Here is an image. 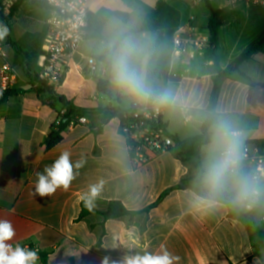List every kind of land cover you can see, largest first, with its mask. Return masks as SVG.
<instances>
[{
	"label": "crops",
	"instance_id": "1",
	"mask_svg": "<svg viewBox=\"0 0 264 264\" xmlns=\"http://www.w3.org/2000/svg\"><path fill=\"white\" fill-rule=\"evenodd\" d=\"M165 1L181 13L178 28L191 19L196 26L194 41L185 44L179 52L173 42L178 28L165 31L167 55L157 80V97L162 94L168 97L163 103L158 100L164 110L163 120L173 138L184 140L201 132L208 115L213 76L226 69L264 33V7L247 0H227L226 4L219 1L220 6L216 7L211 0L222 22L219 48L213 55L209 50L208 15L203 10L202 0ZM157 2L88 0L92 12L103 7L119 10L130 16L129 21L124 22L126 25L132 22L133 16L138 17V22L134 28L118 32L117 41L113 42L107 31L120 20L113 17L103 29L105 40H84L75 64L57 86V91L85 108L117 106L118 102L121 109L127 110L134 101H151V95L136 98L118 88L111 68H107L102 57L108 56L111 61L116 49L131 46V63L148 83L149 62L158 56L157 33L141 32L140 28ZM18 22L17 13L10 26V39L17 43L14 25ZM46 32L47 25L44 48L34 55L32 62L39 73L44 67L48 44ZM124 34L127 36L120 39ZM7 44L8 37L0 41V63L7 59L15 64V51L10 49L7 56L5 49L10 45ZM89 58L97 62L95 72L89 68ZM240 69L257 85L251 86L238 74L221 82L216 108L218 122L211 128V142L201 151L203 183L211 189L205 174L210 159L216 154L214 138L221 126H226L230 132H240L234 139L240 163L244 162L247 146L257 145L264 153V51L243 62ZM108 74L113 84L111 98L99 94L97 89L99 79L107 80ZM29 87L28 79L20 76L16 88ZM127 96L132 97L131 105L122 108V98ZM16 106L13 97L0 104V219L11 221L16 233L8 243L38 247L47 255L49 264H103L106 257L108 264H124L126 256L162 250L179 257L175 264H263L255 254L247 225L231 218L227 205L200 196L192 186L171 191L148 214L138 215L133 220H107L104 235L102 216L93 214L77 221L84 193L92 186L97 192L94 196L89 194L88 199L96 209L105 210L110 201L119 200L130 210H140L156 202L163 192L179 184L184 177L195 175L197 169L192 162L181 161L172 151L135 167L117 117L105 124L98 134L91 129L97 117H87V124L69 129L59 145L46 151L44 145L51 126L57 122V113L34 93L22 97L19 113L11 111ZM64 151L71 154L73 162L81 164L76 179L67 191L58 189L43 198L34 195L36 173L50 166ZM237 187V173L231 171L219 189L230 193ZM15 191L19 196L13 203ZM263 193L264 173H261L247 196L250 208L244 203V210L252 211ZM257 223L264 229V206L257 213Z\"/></svg>",
	"mask_w": 264,
	"mask_h": 264
},
{
	"label": "trees",
	"instance_id": "2",
	"mask_svg": "<svg viewBox=\"0 0 264 264\" xmlns=\"http://www.w3.org/2000/svg\"><path fill=\"white\" fill-rule=\"evenodd\" d=\"M202 2L203 10L208 15L207 31L210 36L209 50L211 54L214 55L219 48V33L222 26L220 12L213 7L211 0H202ZM27 3L34 5L39 11V16L47 20L50 15V9L45 0H17L10 14L7 16L3 14V7L0 1V21L5 23L8 27V42L17 54V64L15 65L19 71V76L26 77L30 86L29 89L14 87L0 99V104L6 102L9 97H13L15 98L17 106L11 108V111L13 110L14 112L16 111L19 113L21 111L22 97L28 93H34L44 105L52 108L57 113L58 119L57 122L51 126L48 140L44 145L46 151H50L64 140L71 124L78 123L81 117L96 116L97 121L91 124V129L98 134L103 130V126L111 119L116 117L122 118L123 112L126 110L121 109L119 106L112 105L98 108H85L78 106L73 100L59 93L56 87L50 85L46 79L41 78L39 72H37L32 66L34 55L36 54H33L27 48L17 42L11 41L10 39L11 21ZM113 17H116L123 22H128L130 19L127 12L111 10L105 7L99 9L97 12L90 11L87 18L85 40H105L103 29L107 22ZM194 23L195 22L192 21V24L196 27ZM180 24V11L175 9L165 0H158L155 9L145 17L141 25V32L157 33L155 47L158 56L155 60H150L147 73V81L150 84L152 99H155L159 95L157 80L167 55V38L165 36V31L176 29ZM125 36H127V34L122 35L120 39ZM260 51H264V33L226 69L213 76V88L209 98L208 115L201 127V132L184 140L174 138V145L172 146L171 151L181 161L185 163L192 162L197 169L195 175L184 177L179 184L163 192L156 202L140 210H130L119 200H112L108 203L105 210H98L94 207L91 200L88 199L89 202L86 205L83 199L81 202V213L77 221L93 214L102 216L103 223L101 225L104 235L105 222L107 220L119 218L133 220L138 215L148 214L153 208L157 207L171 191L184 190L192 186L200 196L227 205L229 208V216L231 218H237L247 225L250 234V241L255 250V254L264 264V229L257 223V213L264 206V193L259 196L258 202L252 211L247 212L243 207L245 203L243 199L251 192L254 182L253 172L249 168L248 163L245 161L239 163L238 168L236 169L238 187L234 192L230 193L221 189H211L206 187L203 183L204 169L201 165L202 148L211 142V128L218 122L216 108L221 91V82L224 79L231 78L234 74H238L248 84L256 86L257 83L250 76L242 72L240 66L243 62L252 58L253 55ZM102 58V60L106 62L107 68L110 69L111 61L109 60V57ZM112 87L113 84L110 80L99 79L97 83L98 92L103 96L112 94ZM16 148L17 145H15V154ZM18 196V192L15 191L12 201L13 203L16 202ZM39 264H49L46 254H40Z\"/></svg>",
	"mask_w": 264,
	"mask_h": 264
},
{
	"label": "built area",
	"instance_id": "3",
	"mask_svg": "<svg viewBox=\"0 0 264 264\" xmlns=\"http://www.w3.org/2000/svg\"><path fill=\"white\" fill-rule=\"evenodd\" d=\"M3 7V14L9 15L17 0H0ZM50 15L46 20L47 25V47L44 54V67L39 73L41 78L46 79L48 83L57 88L64 80L65 75L75 64V57L85 40L87 18L90 12L88 0H45ZM264 7V0H247ZM0 26L7 25L0 21ZM8 29V27H7ZM196 28L191 22L181 26L176 30L174 46L177 51L190 42L194 41L193 34ZM6 57L4 52H1ZM88 65L92 72L97 70V62L94 58L88 59ZM20 76L16 65L5 59L0 63V99L17 86ZM158 97L151 101L142 103L134 101L129 109L123 112L120 120L119 130L125 137L135 167H141L149 163L152 159L171 151L174 145V138L169 133L167 125L163 120V107L158 102ZM87 117H81L78 123H72L70 128L79 124H87ZM235 133V138L239 137L240 132ZM244 161L248 163L253 172V181L264 173V153L257 145L247 146L244 150ZM239 159L236 157V163L233 172L239 165ZM245 207L250 208L247 197L243 199ZM38 251V247L23 245Z\"/></svg>",
	"mask_w": 264,
	"mask_h": 264
},
{
	"label": "clouds",
	"instance_id": "4",
	"mask_svg": "<svg viewBox=\"0 0 264 264\" xmlns=\"http://www.w3.org/2000/svg\"><path fill=\"white\" fill-rule=\"evenodd\" d=\"M7 27L0 26V41L8 37ZM133 49L129 45H123L112 53L111 75L115 85L136 98H147L151 90L147 87L143 76L131 63ZM161 103L166 102L167 94H162L157 98ZM226 126H221L214 138L215 155L210 159L205 174L206 183L213 189L223 186L228 174L233 170L236 163V148L234 136ZM81 167L79 162H73L68 151L62 152L57 159L50 165L45 166L42 172L36 173L34 195L41 198L51 196L58 189L65 191L76 179L78 169ZM97 192L95 186L84 193V202L88 204V196H94ZM16 233L11 221L0 219V264H39L40 256L37 250L27 246H21L12 241ZM105 258L103 264H108ZM179 260L167 250L158 253L145 252L143 255L126 256L124 264H175Z\"/></svg>",
	"mask_w": 264,
	"mask_h": 264
},
{
	"label": "rangeland",
	"instance_id": "5",
	"mask_svg": "<svg viewBox=\"0 0 264 264\" xmlns=\"http://www.w3.org/2000/svg\"><path fill=\"white\" fill-rule=\"evenodd\" d=\"M192 1H189V3L191 4ZM219 1L220 3L222 1L223 4H226L228 2L227 0H212L214 6L216 7L220 6ZM194 10L196 11L198 10V8ZM194 10L192 9L193 12ZM38 13L39 11L34 5L27 3L18 12L19 22L15 23L14 25V30L16 33L15 38H17L18 43L21 44L23 47L27 48L28 50H30L33 54L40 53V51L44 48V44H45L44 32L46 29V24H45L46 19L41 18ZM133 17L134 18L129 25H126L124 22L117 20L119 24L112 26V28L107 31V34L110 36L111 41L113 42L117 41L118 32H124L125 30H127V28L129 27L134 28L136 26L138 22V17L137 16H133ZM10 49H13L11 45H9L8 49H5L7 56L10 54L9 53ZM16 56L17 54L15 53V64H17ZM144 81L148 87L146 78H144ZM131 101H132L131 96L124 97L122 98L120 106L122 108H128L131 105ZM116 104L117 106H119L118 102Z\"/></svg>",
	"mask_w": 264,
	"mask_h": 264
},
{
	"label": "water",
	"instance_id": "6",
	"mask_svg": "<svg viewBox=\"0 0 264 264\" xmlns=\"http://www.w3.org/2000/svg\"><path fill=\"white\" fill-rule=\"evenodd\" d=\"M107 80H110V75L109 74L107 75ZM109 97L111 98L112 95L110 94Z\"/></svg>",
	"mask_w": 264,
	"mask_h": 264
}]
</instances>
